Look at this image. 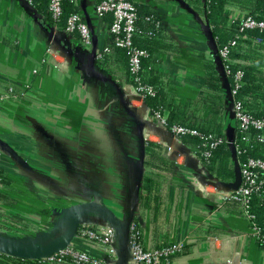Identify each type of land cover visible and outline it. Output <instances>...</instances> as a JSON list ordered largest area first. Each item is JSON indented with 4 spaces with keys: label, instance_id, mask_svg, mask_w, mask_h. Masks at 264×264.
Here are the masks:
<instances>
[{
    "label": "crops",
    "instance_id": "1",
    "mask_svg": "<svg viewBox=\"0 0 264 264\" xmlns=\"http://www.w3.org/2000/svg\"><path fill=\"white\" fill-rule=\"evenodd\" d=\"M98 1L74 0L90 27L86 44L24 0H0V170L9 180L0 185V264H34L63 245L124 264L135 219L146 249L186 246L173 264H264V249L249 235L240 206L216 197L208 182L213 177L127 86L112 56L97 57L109 43L106 19L95 13ZM132 1L149 5L161 19L165 48L156 68L165 90L180 101L197 99L204 65L212 61L223 85L225 135L229 127L235 132L231 89L205 17L184 0ZM245 10L230 6L233 17H245ZM147 141L161 144L175 165L156 228L138 209ZM106 223L116 230V255L79 232Z\"/></svg>",
    "mask_w": 264,
    "mask_h": 264
},
{
    "label": "trees",
    "instance_id": "2",
    "mask_svg": "<svg viewBox=\"0 0 264 264\" xmlns=\"http://www.w3.org/2000/svg\"><path fill=\"white\" fill-rule=\"evenodd\" d=\"M184 1L207 20L221 66L228 65L230 69L231 75L226 76L230 89L234 88V73L242 72L241 83L234 97L235 101L241 103L242 110L246 114L254 118H264V50H262L264 31L243 28L241 18L233 17L230 11V6L236 5L241 10L242 8L246 9L245 17L250 16L264 22V0ZM48 4L49 0H35L32 7L38 14L61 29H64L65 22L70 15L78 13L74 0H62L61 15L58 20H54L49 12ZM134 4L137 20L133 44L146 53V56L141 60L139 72L136 75L130 72L125 49L111 46L110 53L105 54L103 60L108 61L112 56L124 70L126 84H136L134 79L138 77L141 84L152 87L153 95L145 94L143 97L149 110L153 114L158 113L165 116L167 128L178 125L196 130L198 135L180 136L178 139L196 154L208 176L222 183L234 182L236 168L233 157L237 155L235 147L243 151H241L242 158L264 159V132L263 139L260 141L262 132L255 129L242 132L236 127L233 143L227 142L225 126L222 121L225 110L223 85L212 61H208L204 65L203 92L198 95L197 99L180 101L175 98L173 93L167 92L156 68L158 55L165 48L159 40L163 31L161 19L149 5ZM148 17H151V22L146 21ZM105 19L109 33L111 18L105 17ZM157 24L159 25L157 26ZM74 35L78 37L77 34ZM111 39L112 35L109 33V42ZM231 42H234V45H231ZM225 47H228V56L227 59H222L219 52ZM218 140H222V142L211 148L210 143ZM204 154L209 156L204 157ZM144 156L145 171L138 197V209L150 215L152 226L156 228L168 203L164 194V185L175 176V165L164 155L162 145L155 142H145ZM0 179V185L9 182L1 170ZM249 212L254 216L253 224L261 233H264L262 189L251 195ZM132 225L137 233L138 241L141 242L142 227L139 221L135 219ZM167 245L169 244L162 246ZM256 245L258 244L256 243ZM183 248L178 255L185 250L186 246Z\"/></svg>",
    "mask_w": 264,
    "mask_h": 264
},
{
    "label": "built area",
    "instance_id": "3",
    "mask_svg": "<svg viewBox=\"0 0 264 264\" xmlns=\"http://www.w3.org/2000/svg\"><path fill=\"white\" fill-rule=\"evenodd\" d=\"M24 1L32 6L35 0ZM61 1L62 0H49L48 9L54 20H58L61 15ZM95 13L98 17L103 19H105V17L111 18L109 33L112 35L111 42H109L101 51L97 52V57L102 58L105 54L110 53L111 46L125 49L128 55L129 70L132 74L136 75L140 70L141 60L146 56V53L133 44V37L136 34L137 20V11L134 2L132 0H99L95 6ZM239 17L241 18L243 28L260 29L264 31L263 21L255 20L250 16ZM146 21L151 22V17L146 18ZM52 24L57 26L54 23ZM158 25L159 24H157V26ZM63 30L67 34H77L79 39L86 44L91 43L92 36L90 27L79 13H74L67 18ZM231 45H234V42H231ZM54 52V48L50 47V60L51 62L56 63L54 60L57 55ZM219 54L222 59H227L228 47L221 49ZM223 69L226 76L231 75L228 65H223ZM233 78L235 84L234 88L231 89V95L233 99L234 119L237 123V128L242 132L250 129L262 132L261 141L264 132V118H254L246 114L242 110L241 103L235 101L234 97L241 83L242 72H235ZM134 80L137 85L127 84V86L132 89L139 98H142L143 100L145 94L153 95L154 91L152 87L141 84L138 77ZM9 94H11V92H9ZM154 115L160 119L162 126L168 131L172 138L178 139L180 136L199 134L196 130L184 126L173 125L170 128H167L165 124V116H161L158 113H155ZM221 142L222 140L214 141L210 143V147L212 148ZM235 151L237 154L235 158L240 174L239 186L236 189H227L221 185V182L213 178L208 179V182L214 187L217 198L222 199V201L233 202L240 206L241 212H243L250 221L249 235L255 243L264 249V233H261L256 225L253 224L252 220L254 216L249 212L251 195L258 192L259 189H262V194L264 195V159L253 157L242 158V150L235 147ZM193 156L197 157L195 153H193ZM208 156V154H204V157ZM198 165L199 168H202L203 166L199 158ZM79 232L80 235L87 240L101 245L110 255H116V230L113 225L108 223L93 227L84 225L80 228ZM129 243L131 247V258L128 261H125L124 264H173L174 259L177 257L178 253L182 251L184 246L182 243H170L167 246L146 249L143 244L138 241L137 233L134 231L133 225L130 227ZM34 262V264H107L104 261L91 256L87 252L68 245L48 256L34 259ZM227 263L248 264L244 260L239 262L237 259L228 260Z\"/></svg>",
    "mask_w": 264,
    "mask_h": 264
},
{
    "label": "water",
    "instance_id": "4",
    "mask_svg": "<svg viewBox=\"0 0 264 264\" xmlns=\"http://www.w3.org/2000/svg\"><path fill=\"white\" fill-rule=\"evenodd\" d=\"M226 139H227V142L229 144H232L233 143V140H234V128L233 127H229L226 131ZM10 152L15 156V158L17 159V161L22 164V165H26V163L24 161L21 160L20 157H18L14 151L10 150ZM237 168V166H235ZM239 182H240V179H239V176H238V171L236 169V180L234 182H231V183H221V185L227 189H236L238 186H239ZM67 245H63L62 247H59L58 249H56L55 251L49 253V254H46V255H43L42 257L44 256H48L56 251H58L59 249L65 247ZM41 258V257H39ZM38 259V258H37Z\"/></svg>",
    "mask_w": 264,
    "mask_h": 264
},
{
    "label": "bare ground",
    "instance_id": "5",
    "mask_svg": "<svg viewBox=\"0 0 264 264\" xmlns=\"http://www.w3.org/2000/svg\"><path fill=\"white\" fill-rule=\"evenodd\" d=\"M131 96V95H130ZM135 104V103H134ZM139 109H140V112H141V110H144V107L143 106H140L139 107ZM146 114V113H145ZM148 120V119H147ZM151 129H154V128H150L149 130H147L148 132L151 130Z\"/></svg>",
    "mask_w": 264,
    "mask_h": 264
}]
</instances>
